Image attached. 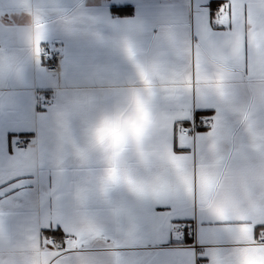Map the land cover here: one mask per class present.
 I'll return each instance as SVG.
<instances>
[{
  "label": "snow or ice",
  "instance_id": "1",
  "mask_svg": "<svg viewBox=\"0 0 264 264\" xmlns=\"http://www.w3.org/2000/svg\"><path fill=\"white\" fill-rule=\"evenodd\" d=\"M0 264H264V0H0Z\"/></svg>",
  "mask_w": 264,
  "mask_h": 264
}]
</instances>
